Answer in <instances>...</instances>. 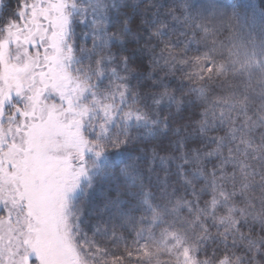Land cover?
<instances>
[{
	"label": "trees",
	"instance_id": "1",
	"mask_svg": "<svg viewBox=\"0 0 264 264\" xmlns=\"http://www.w3.org/2000/svg\"><path fill=\"white\" fill-rule=\"evenodd\" d=\"M119 1L121 19L107 10L99 22L86 20L82 31L74 20L72 40L74 73L99 94L97 108L111 113L97 111L85 129L90 158L98 163L81 208L98 205L104 183L117 194L106 192L114 218L98 233L99 246L110 264H146L156 239L167 234L159 208L176 207L189 217L195 206L211 203L216 182L242 203L246 219L222 236L216 222L202 215L206 228L189 252L191 263L264 264V0H172V8L170 0H158L162 31L175 37L168 39L169 53L150 50V60L163 72L160 83L173 98L156 105L139 86L147 58L134 56L131 42L123 39L126 33L141 35L142 26L128 13L129 2L137 0ZM137 5L150 16L145 0ZM141 115L144 122H137ZM122 155L130 156L123 165ZM83 220L90 230V217Z\"/></svg>",
	"mask_w": 264,
	"mask_h": 264
},
{
	"label": "rangeland",
	"instance_id": "2",
	"mask_svg": "<svg viewBox=\"0 0 264 264\" xmlns=\"http://www.w3.org/2000/svg\"><path fill=\"white\" fill-rule=\"evenodd\" d=\"M139 1L129 2L128 13L142 26L141 35L126 33L123 39L131 42L134 56L147 58L146 74L139 84L143 92L152 94L146 100L154 105L169 103L172 91L160 83L163 72L149 54L151 48L157 53H169L172 46L168 39L175 36L168 29L162 31L159 16L163 9L158 0L153 5L145 0L150 8L148 17L139 10ZM118 3L119 0H0V264H110L99 246L98 233L104 230L106 220L114 218L110 211L114 204L106 192L109 189V194L116 196V190L110 191L104 183L96 195L98 205L89 211L82 210L81 202L91 191L89 179L97 162L94 155L90 158L92 145L86 139L89 117L97 111L108 117L111 113L102 106L97 108L99 94L74 73L72 40L77 25L82 31L86 20L97 22V17H105L107 10L112 17L121 19L117 7L123 4ZM168 5L174 6L172 0ZM119 22L114 25H123ZM119 49L123 54V46L117 44ZM181 56L191 58L188 53ZM207 95L211 98L209 91ZM141 116L144 118L137 122H144L146 115ZM129 158L122 155L120 164ZM213 191L211 203L195 206L189 217L176 207L159 208L160 222L167 234L156 239L149 261L186 264L188 260L192 264L189 252L197 247L199 234L206 228L202 215L208 214L216 222L222 236L246 219L241 202L232 201L216 182ZM86 216L92 222L87 231L83 226Z\"/></svg>",
	"mask_w": 264,
	"mask_h": 264
}]
</instances>
